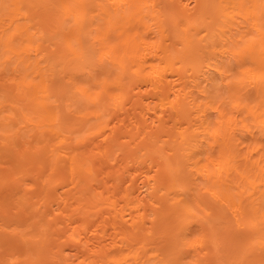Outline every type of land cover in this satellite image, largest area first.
I'll return each instance as SVG.
<instances>
[{
  "label": "bare ground",
  "instance_id": "1",
  "mask_svg": "<svg viewBox=\"0 0 264 264\" xmlns=\"http://www.w3.org/2000/svg\"><path fill=\"white\" fill-rule=\"evenodd\" d=\"M0 264H264V0H0Z\"/></svg>",
  "mask_w": 264,
  "mask_h": 264
}]
</instances>
